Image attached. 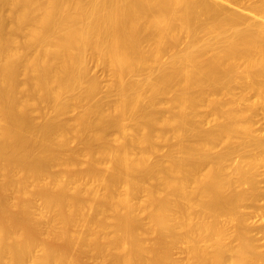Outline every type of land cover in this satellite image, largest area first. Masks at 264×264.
I'll return each instance as SVG.
<instances>
[{"label":"bare ground","instance_id":"1","mask_svg":"<svg viewBox=\"0 0 264 264\" xmlns=\"http://www.w3.org/2000/svg\"><path fill=\"white\" fill-rule=\"evenodd\" d=\"M257 111L264 0H0V264H264Z\"/></svg>","mask_w":264,"mask_h":264},{"label":"rangeland","instance_id":"2","mask_svg":"<svg viewBox=\"0 0 264 264\" xmlns=\"http://www.w3.org/2000/svg\"><path fill=\"white\" fill-rule=\"evenodd\" d=\"M94 72L96 74L100 73L98 70H94ZM101 76L103 77V75ZM107 84L109 85V82H106V78L100 79V82H99L100 91H101L100 95L102 96V98H104L105 102L110 103V101L114 97L108 96L107 93L110 90H108L109 88L107 87ZM160 102L163 103L164 100H161ZM207 112L209 111L205 107H202L199 109V113L202 115L206 114ZM250 119H252L251 121H252L253 136H255L256 138L259 137L260 139L264 141V115L260 111H257L254 114H252ZM211 124H213V121L209 123V125ZM171 143L175 145V141H171L169 143L158 142L157 146L161 149V152H162V150L164 151ZM258 169H257V173L259 175L256 173L257 174L256 176L257 189L254 191V194H252V196L246 202L243 203L244 205L243 204L241 205V209H239L238 213L242 215L243 217L247 218L246 226L249 232V236L252 242L254 241L256 247L258 246L259 251L263 253L264 252V247H263L264 246V176H263L264 173L262 174L261 172L263 171L261 170L263 169V167H258ZM49 243L55 247L59 246V243L55 241H49ZM232 243H233L232 245L234 246L235 242H232ZM235 245H237V243ZM261 248L263 250H261ZM174 256L176 257L181 256L179 249L176 248L174 250Z\"/></svg>","mask_w":264,"mask_h":264}]
</instances>
